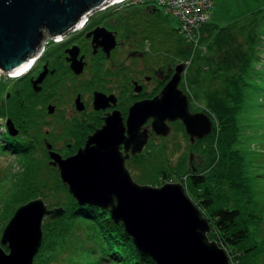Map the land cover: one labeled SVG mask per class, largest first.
<instances>
[{
    "label": "water",
    "instance_id": "95a60500",
    "mask_svg": "<svg viewBox=\"0 0 264 264\" xmlns=\"http://www.w3.org/2000/svg\"><path fill=\"white\" fill-rule=\"evenodd\" d=\"M115 1L0 0V71L12 75L25 69L48 39L67 36L84 19ZM186 67H176L174 77L155 100L130 109L127 130L113 116L76 156L63 159L50 153L49 166L58 170L77 205L108 212L135 249L154 264H231L227 252L210 241L211 225L182 184L139 185L126 168L130 157L141 155L148 145L150 132L142 129L150 119L152 132L162 138L171 134L167 121H180L192 143L212 133L211 119L203 113L191 114L187 96L178 90ZM104 99L96 95L97 109ZM6 126L8 135L15 138L18 130L12 121ZM65 213L62 208L50 210L42 199L19 207L3 233L0 264H33L42 247L45 219L59 220Z\"/></svg>",
    "mask_w": 264,
    "mask_h": 264
},
{
    "label": "rangeland",
    "instance_id": "374dc122",
    "mask_svg": "<svg viewBox=\"0 0 264 264\" xmlns=\"http://www.w3.org/2000/svg\"><path fill=\"white\" fill-rule=\"evenodd\" d=\"M124 9L125 8H115L118 12H123ZM109 11L110 10H105L104 14L100 17L108 16V14H110ZM158 15H160L161 21V25L158 27L160 39L163 41L168 39L172 41L175 46L169 53V55H171L177 51L180 45L177 41V33L175 31L174 33L172 32L171 37L168 35V31L177 30L179 28V22L173 17L167 16L164 9H159ZM255 15H264V0H214L211 22L213 27L221 28L226 27L230 22L237 23V28L231 30L233 34V36L231 34V39L234 41L235 38V43L237 42V44L239 43L241 46L242 56L238 55L241 56L242 59L236 61L237 55L234 53V44L232 46H226L228 50L224 56L227 58L226 61H229L226 62L227 68L230 70L227 73L228 79L233 77L237 79L240 77L239 73H241V68L245 66V63L248 64L250 61H254L252 59L254 53L251 54L252 48L255 47L253 45L254 42L259 38V42L261 43V46H259L260 48L258 47L259 50L255 51V54L259 52L258 58L260 61L258 63L255 61L253 62L254 65L252 69H254L256 73L252 75L253 77L250 83L252 86L258 87L263 91L258 93L256 99L251 100L250 105H252V107H249L248 103L247 108L243 111L239 126L241 128L240 143L235 147L232 145L231 149L238 148L243 153V156H245V174L248 176V181L251 182L252 190L255 192L256 201H258L257 210L258 212H264V22L260 21L261 23L259 24H261V26L257 31H254L255 27L251 25L250 21ZM125 19L124 17V20ZM165 27H168L170 30ZM210 32H215V28L206 30L203 36L201 32L198 42L189 44L191 47V50L189 49V56L184 59L177 57V55L175 56L176 59L187 61L185 62V64H187L186 70L188 66L191 67V71L193 72L199 69L202 76L205 75V73L211 72L210 66H204V61L206 62V59L218 57L220 48L214 45L212 47V43L214 42L213 38L209 36ZM209 45L212 47V50H210ZM237 50L239 51L238 48ZM250 54L252 58H250ZM194 56L202 57L203 61L201 59V62L203 64L201 63V65H199V62L194 63ZM195 81L200 82L197 88L187 82L190 91H186V96L187 98L190 97V100L195 104V108L202 110V113L206 114L211 119L213 123L212 133L201 140V144L193 146L192 149H189V141L182 128L181 130L175 128V131L166 138L150 141L141 154V156L143 154L149 155L148 157L146 156V159H149L146 166L150 171L149 174L142 175L141 169H135L134 174L131 176L134 177L139 185H156L160 187L164 181H162V174H157L156 172L157 170L163 169L164 165L168 166L170 163L169 165H174L179 169L180 176L178 178H170L169 174L171 171H167L170 170V168L166 170L167 174L165 173L164 176H169L171 183L182 184L186 190V194L193 201V196L184 183L185 179L187 180L193 170L189 161L190 154L192 153L193 158L199 156L198 167L195 169H198L209 177L207 189L212 193L217 203L221 205L222 203L236 200L235 197L237 195L230 191L228 187L229 182L225 178L220 181V183L210 181L211 171L215 166L211 162L214 154H211L209 151L211 148L212 150L216 149L215 142H218V140L220 141V134L222 132L220 128L221 120L211 116L208 111L206 112L208 101L206 97L207 93H203V90L207 86L206 84V86H204V76ZM0 83V242L8 223L16 212L15 210L21 207L18 203L24 200L26 188H32V182L38 185L40 191L29 198L31 199L30 202L42 199L50 210L62 208L66 211L65 215L59 219L60 221L53 220L56 221L54 223H56L57 227L55 225L54 227L51 226V220L48 218L45 219L42 229V247L33 264H118L116 262H95V258L100 256L99 252L102 248H100L99 245L102 244L103 241H101L99 235H95L96 231L99 230L95 227L93 222L86 221L78 217V215L73 216L71 214L73 211H77L79 205H77L72 196L67 193L68 188L62 184L55 169L48 166L49 160L44 153L45 146L42 142L43 135L40 131L42 125L38 117L39 114L37 110H39V107H37V105L32 106L27 102L25 103V100L20 97V94H15V90L20 88V86H17L18 80L9 79L3 74L0 78ZM242 87H244L243 84ZM232 91L234 93H239L241 89L235 87ZM242 92L244 93L243 89ZM8 93H13L14 95L12 96V100L10 99L9 102H6V95H8ZM21 93L23 94L24 92L22 91ZM10 116L16 117V121L14 120L16 126L22 127L23 133L20 135L21 137L15 139V142L16 145H21L20 147L24 148L27 154L22 150H19L18 153V150L14 149L13 144L9 145L7 143V141H12V138L7 135L6 126L7 121L11 119ZM30 148L32 152L29 151ZM150 157L152 158L151 162ZM192 163L196 162L192 161ZM225 165L221 166L226 169L228 165L227 163ZM229 167L231 168V165H229ZM217 169H220V171L224 170V168ZM27 170H29V176L32 177V181H28L25 184V180L28 177L26 173ZM153 171L156 172L151 173ZM228 175H230V170L228 171ZM60 185L65 188V191L58 188ZM237 201L241 203L242 206L246 204H248V206L250 205L244 197H239ZM106 213L107 216H110L108 212ZM252 213H254V211ZM251 230L257 233L254 234L257 240L264 239L263 224H253ZM4 250L8 254V248L4 247ZM88 251H93V253L89 254ZM95 251H97L98 254H94ZM225 251L229 256L231 264H237L239 255L235 252H233L232 255L227 250ZM256 262L258 264H264V245L260 247L258 255L252 260L253 264Z\"/></svg>",
    "mask_w": 264,
    "mask_h": 264
},
{
    "label": "flooded vegetation",
    "instance_id": "af4514ba",
    "mask_svg": "<svg viewBox=\"0 0 264 264\" xmlns=\"http://www.w3.org/2000/svg\"><path fill=\"white\" fill-rule=\"evenodd\" d=\"M148 9L152 8L137 7L123 12L109 9L110 14L105 17H100L104 14L102 10L91 14L74 32L60 39H48L33 69L18 79L20 88L15 94H20L25 103L39 107L43 150L48 160L50 153L63 159L76 156L113 116L115 120H122L127 130L130 109L136 104L155 100L174 77L178 64L173 55H169L172 50L170 41L136 36L135 29L124 20L132 13ZM185 73L178 86L184 95L187 93ZM13 95L8 93L6 102L12 100ZM96 95L105 98L100 109L95 105ZM188 101L191 114L203 112L194 107L190 97ZM9 120L18 130V135L10 138L18 139L23 133L22 127L16 126V117ZM152 123L153 119H150L142 129L150 132L148 143L163 139L152 132ZM167 124L171 134L175 128H182L185 133L180 121H167ZM186 137L192 146L202 142L196 140L192 143ZM120 152L123 157L127 156L125 146H121ZM140 156L130 157L126 162L131 175L138 167ZM190 161H194L192 154Z\"/></svg>",
    "mask_w": 264,
    "mask_h": 264
},
{
    "label": "trees",
    "instance_id": "16d2710c",
    "mask_svg": "<svg viewBox=\"0 0 264 264\" xmlns=\"http://www.w3.org/2000/svg\"><path fill=\"white\" fill-rule=\"evenodd\" d=\"M151 8L152 9L132 13L129 19L126 18V21L129 22V26L131 28L135 29L136 36H147L156 40L160 38L158 27L161 25V21L160 15H158L159 9L154 7ZM124 11H126V9H124ZM260 21L264 22V15H255L250 21L251 25L255 27L254 31H257L261 26V24H259L261 23ZM235 23L236 22H230L226 27L221 28L213 27L212 22H210L202 28L201 32L203 36L205 35L206 30H212V28H215V32H210L209 36L213 38L214 43H212V47L214 45L220 48L218 57L216 56L211 59H206V62L204 61V66H210L211 69V72L207 73L208 75L206 73L203 75L204 86L207 85L203 90V93H207L206 97L208 101V108L206 109V112L208 111L211 116L221 120L220 128L222 131L220 134V141L218 140V142H215L216 149L212 150L211 148L209 151L211 154H214L211 162L215 166V168H213L211 171L210 181L220 183V181H222L224 178L228 180V187L230 191L237 195L235 197L236 200L228 203H222L221 205L217 203V201L213 198L214 196L212 193L207 189L209 177L204 175L198 169H195L198 167L199 156L194 158V162L196 163H192L189 157L191 166H194V168H192L193 170L192 173H190L191 175L187 178V180L185 179L184 183L186 187L189 188V192L192 194V199L196 203V206H198L211 225L212 231L209 235L210 241L216 242L218 246L227 250L232 255L233 252L238 254L239 260L237 261V264H253L252 260L256 255H258L260 247L264 245V239L257 240V237L254 235L257 233L252 232L253 230H251V227L253 224L264 225V212H258L257 210L258 201H256L255 192L252 190L251 182L248 181V176L245 174V156H243V153L238 148H233V150L231 148L232 145L235 147L238 146V143H240L241 128L239 126L240 117L243 114V111L247 108L248 103L249 107H252V105H250L251 100L256 99L258 93L263 91L258 87L252 86L250 83V80L253 77L252 75L256 73L255 70L252 69V66L254 65L253 62L255 61L258 63L260 61L258 58L259 52L255 54V51L259 50L261 43L259 42V38H257V40L254 42L253 45L255 47L252 48L251 52V54L254 53V56H252L253 58L250 54V58H252L254 61H248V64L245 63V66L241 68V73H239L240 77L237 79L234 77L228 79L227 73L230 70L227 68L226 62L229 61H226L227 58L224 56L228 50L226 46H232L234 44L235 51L237 52L236 53L234 51L235 55H237L236 61L242 59L241 46L239 43H235L234 37V41L231 39V30L237 28V23ZM166 29L170 30L168 27ZM174 31L178 35L177 41L179 42L178 44L180 46L172 55L174 57L175 63L178 65L185 64L187 61L176 59L175 56L177 55V57L182 59L189 56V49L191 50L189 45L190 43H187L180 36L179 28L177 30L168 31V35L172 37L171 34L172 32L174 33ZM170 43L172 44V49L173 47L175 48L173 42L170 41ZM212 47L209 45L210 50H212ZM201 59L203 61L202 57L194 56L193 62H199L198 64L201 65ZM200 73L201 72L199 69L193 72L191 71V67L188 66L184 83L185 89L187 88L186 91H190L189 87L187 86V82L196 88L199 86L200 82L195 80L203 77ZM242 84L244 87H242ZM235 87H239L241 91L239 93H234L232 89ZM242 89L244 90V93L242 92ZM7 143L9 145L13 144L14 149H17L18 153L19 150L24 151V148L20 147L21 145H16L15 139H12L11 142L7 141ZM192 147L193 146L189 143V149H192ZM29 151L32 152L31 148ZM24 152L27 154L26 151ZM147 152L149 153L148 149ZM146 156L148 157L149 155L143 154L139 157V164L138 167H136L138 170L141 169L142 175H147V173L149 174L150 172L146 167L149 162V159H146ZM151 160L152 158L150 157V162ZM226 163L228 165L227 168L230 170V175H228L229 170L221 166L225 165ZM169 164L168 166L164 165L163 169L157 170V172L155 171L157 174H162V181L164 182L163 184L161 183V186L169 182L171 183L170 178H178L180 176L179 169H177L174 165L172 166ZM229 165H231V168ZM169 168L170 170H167ZM217 168H224V170L220 171V169ZM166 170L171 171L169 174L170 178L169 176H164ZM155 172L153 171L151 173ZM26 173L28 174V177L26 176L27 178L25 180V184L28 181H32V177L29 176V170H27ZM56 173L58 172L56 171ZM31 186L32 188H26L24 200L20 201L18 205L22 206L30 202L31 199L29 198L33 197L37 192L40 191L38 185H35L31 182ZM143 186L159 187L156 185ZM58 188H61L65 191V188L61 187V185L58 186ZM239 197H244L245 200L250 203V205L248 206V204H246L245 206H242L241 203H238L237 201ZM253 211L254 213H252ZM71 214L73 216L78 215V217L81 219L93 222L95 227L98 228L99 231H96L95 235H99L103 243L99 245L102 249L99 252L100 256L95 258L96 263L116 262L118 264H154L151 258L139 253L135 249L132 239L125 233L122 225L116 226L111 221L110 216H107L105 211L97 208L79 206L77 211H73ZM51 222V226H56V223H54L56 221ZM88 253L92 254L93 251H88ZM94 254H98L97 251H95ZM254 264L258 263L256 262Z\"/></svg>",
    "mask_w": 264,
    "mask_h": 264
},
{
    "label": "built area",
    "instance_id": "2783aa9c",
    "mask_svg": "<svg viewBox=\"0 0 264 264\" xmlns=\"http://www.w3.org/2000/svg\"><path fill=\"white\" fill-rule=\"evenodd\" d=\"M144 6L164 9L166 15L179 22L180 36L187 43L194 44L198 42L202 28L212 20L214 0H116L105 9ZM5 76L11 77V75Z\"/></svg>",
    "mask_w": 264,
    "mask_h": 264
},
{
    "label": "bare ground",
    "instance_id": "6f19581e",
    "mask_svg": "<svg viewBox=\"0 0 264 264\" xmlns=\"http://www.w3.org/2000/svg\"><path fill=\"white\" fill-rule=\"evenodd\" d=\"M105 10H109V9H105L104 8L103 11H105ZM34 61L36 62V60H34ZM34 61L33 62L30 61L31 62L30 65H28L25 69H23L21 71H18V72L14 73V74H12L11 77H9V78L19 79L20 77L21 78L25 77V75L29 72L30 68L32 67ZM0 73L2 74L3 72L0 71ZM1 74H0V78L2 77ZM0 86H1V84H0ZM49 163H50V160H49Z\"/></svg>",
    "mask_w": 264,
    "mask_h": 264
}]
</instances>
